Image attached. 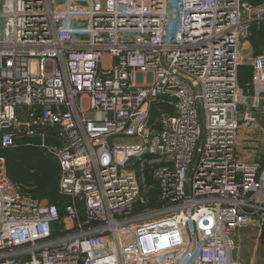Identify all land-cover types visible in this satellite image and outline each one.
I'll return each instance as SVG.
<instances>
[{
  "label": "built area",
  "instance_id": "built-area-1",
  "mask_svg": "<svg viewBox=\"0 0 264 264\" xmlns=\"http://www.w3.org/2000/svg\"><path fill=\"white\" fill-rule=\"evenodd\" d=\"M245 4L0 0V264H238L236 231H264V165L236 148L262 102L237 79ZM20 146L56 159L62 203L9 179Z\"/></svg>",
  "mask_w": 264,
  "mask_h": 264
},
{
  "label": "rangeland",
  "instance_id": "rangeland-1",
  "mask_svg": "<svg viewBox=\"0 0 264 264\" xmlns=\"http://www.w3.org/2000/svg\"><path fill=\"white\" fill-rule=\"evenodd\" d=\"M253 4L248 0L243 3ZM245 4V5H246ZM244 6V5H243ZM256 15V14H254ZM253 19V14L245 12L244 18ZM250 33L241 40L240 65L237 79L240 91L248 97L258 96L262 102L253 114L254 120L243 122L237 137V154L247 161H264V19L250 20ZM252 109L250 111H254ZM22 118H25L24 116ZM145 200V198H144ZM41 202H53L43 199ZM138 204L134 210L138 211ZM235 248L232 258L238 264H264V231L260 223L250 224L236 231L233 236Z\"/></svg>",
  "mask_w": 264,
  "mask_h": 264
},
{
  "label": "trees",
  "instance_id": "trees-1",
  "mask_svg": "<svg viewBox=\"0 0 264 264\" xmlns=\"http://www.w3.org/2000/svg\"><path fill=\"white\" fill-rule=\"evenodd\" d=\"M256 4L263 0H248ZM159 110L172 109L162 104H151L150 113L154 118ZM6 160V172L9 179L20 190L33 199H48L55 203H62L64 198L57 193L59 165L56 159L43 150L31 147H17L3 151ZM264 165L263 163H261ZM156 165L144 164L143 173L148 187L145 197L147 207L157 204L159 198V183L153 175Z\"/></svg>",
  "mask_w": 264,
  "mask_h": 264
},
{
  "label": "water",
  "instance_id": "water-1",
  "mask_svg": "<svg viewBox=\"0 0 264 264\" xmlns=\"http://www.w3.org/2000/svg\"><path fill=\"white\" fill-rule=\"evenodd\" d=\"M38 115H39V111H36L35 116H38ZM190 230H191V237H192V240H193V242H195V236H194V234H193V232H192V228H191V226H190Z\"/></svg>",
  "mask_w": 264,
  "mask_h": 264
}]
</instances>
